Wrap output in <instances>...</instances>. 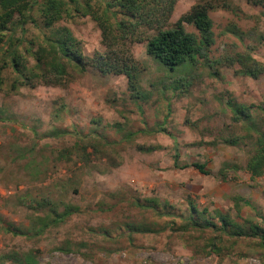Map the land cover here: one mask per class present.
I'll return each mask as SVG.
<instances>
[{
  "label": "rangeland",
  "instance_id": "374dc122",
  "mask_svg": "<svg viewBox=\"0 0 264 264\" xmlns=\"http://www.w3.org/2000/svg\"><path fill=\"white\" fill-rule=\"evenodd\" d=\"M198 1L178 0L167 26ZM218 1L220 6L210 10L215 32L210 55L249 51L264 63V42L249 37L241 41L226 31L228 24L236 23L245 31L263 33L264 9L251 0ZM224 1L231 7L222 6ZM60 24L82 40L87 55L105 49L101 29L89 15L75 12ZM184 26L198 34L192 24ZM37 33L34 25L27 26V37ZM146 44L145 40L131 47L144 68L142 91L150 92L139 103L132 98L125 75L73 70L74 77L65 86L12 88L16 73L10 65L3 69L0 264H15L1 260L9 254H33L37 264H264V246L258 238H230L211 228L182 229L189 196L199 209L227 212L239 222L247 218L264 226V174L252 178L245 170H231L224 179L218 173L225 163L243 166L249 157L244 146L220 142L233 129L227 101L263 103L264 74L252 78L238 65L223 63L219 74L210 75L201 63L183 92L164 86L171 73L147 53ZM166 118L167 132L140 133L132 141L123 138L129 130L151 128ZM53 131L62 134L50 135ZM139 145L156 148L146 152ZM83 147L90 161L83 159ZM176 147L180 164L206 162L212 173L175 167ZM235 196L249 201L243 203L241 215ZM42 198L51 199L59 211L67 205L76 210L42 230L48 212L36 204ZM147 199L157 200L161 207L170 205L176 214L160 215L138 204ZM129 224L153 231H134ZM213 239L220 251L212 250Z\"/></svg>",
  "mask_w": 264,
  "mask_h": 264
},
{
  "label": "trees",
  "instance_id": "16d2710c",
  "mask_svg": "<svg viewBox=\"0 0 264 264\" xmlns=\"http://www.w3.org/2000/svg\"><path fill=\"white\" fill-rule=\"evenodd\" d=\"M177 1L0 0V54L4 58V64L0 65V89L4 84L3 69L8 65L16 73L12 88H16L17 85L34 87L38 84L65 86L74 77L73 70L86 73L89 69H95L103 74L125 75L131 96L139 103L147 94L150 95V92L142 91L140 77L144 68L134 57L131 47L135 42L145 40L147 53L171 73L165 87L182 89L183 92L188 90L201 63L209 69L210 75L219 74V65L223 63L230 66L238 65L243 75L252 78L264 74V63L254 58L249 51L220 57L210 55L215 44L214 22L210 10L220 6L218 0H200L194 3L172 26H167ZM251 1L264 9V0ZM222 6L231 7V3L224 1ZM75 12L84 16L89 15L97 23L102 32L105 47L103 51H96L92 56L87 55L82 40L76 37L68 26L60 24L65 18L74 17ZM184 22L192 24L198 34L188 31ZM29 24L38 30L32 37L25 34ZM19 30L23 31L22 35H18ZM148 30H152L153 33L148 34ZM226 31L241 41L249 37L264 42V32H248L236 23L228 24ZM227 105L231 111L233 129L228 130V135L221 137L220 142L244 146L249 151V157L243 166L225 163L218 173L225 179L231 170H245L252 178L260 177L264 174V102L246 104L229 99ZM139 108L142 110V105H139ZM166 121L167 118L151 128L129 130L123 138L132 141L140 133L167 132ZM60 134L62 131L50 133L53 136ZM94 148L98 147L94 144ZM138 148L141 151L152 152L156 147L139 145ZM80 151L84 154L83 159L90 161L87 149L83 147ZM180 157L179 148L176 147L175 167L182 169L194 167L205 175L212 173L206 162L180 164ZM146 202L138 204L155 209L160 215L176 214L168 204L161 207L155 199H147ZM243 203L249 204V201L240 196L234 197L238 215H241ZM36 204L48 211L43 218L42 230L64 221L76 210L72 205H67L63 211H59L48 198L38 199ZM188 205L187 221L182 227L183 230L211 228L230 238H258L264 246V226L261 224L247 218L239 222L230 213L219 210L211 213L206 207L199 209L191 196L188 197ZM128 226L138 232L153 231L145 225ZM17 232L26 233L24 230ZM210 246L214 251L221 250L215 239ZM3 259L13 260L15 264H37L33 254L3 255L1 260Z\"/></svg>",
  "mask_w": 264,
  "mask_h": 264
}]
</instances>
